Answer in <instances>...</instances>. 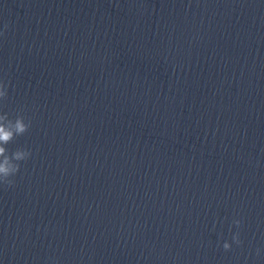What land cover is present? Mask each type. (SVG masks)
<instances>
[{
	"label": "water",
	"instance_id": "water-1",
	"mask_svg": "<svg viewBox=\"0 0 264 264\" xmlns=\"http://www.w3.org/2000/svg\"><path fill=\"white\" fill-rule=\"evenodd\" d=\"M0 33V264H264V0H0Z\"/></svg>",
	"mask_w": 264,
	"mask_h": 264
},
{
	"label": "clouds",
	"instance_id": "clouds-1",
	"mask_svg": "<svg viewBox=\"0 0 264 264\" xmlns=\"http://www.w3.org/2000/svg\"><path fill=\"white\" fill-rule=\"evenodd\" d=\"M0 35H3V33H0ZM7 98V85L0 81V103L6 101ZM30 127L31 121L25 122V117L21 114H17L14 119H10L7 113H0V186L13 187L15 184L13 178L20 171V162L27 161L31 157L32 152L30 149L18 148L10 153L6 148V145L13 142L16 137L28 132ZM241 223L239 219L233 220V224L237 228L241 226ZM232 241L237 245L242 244L238 231L232 235ZM222 246L225 251L231 249L229 242H224ZM257 254H259V249H257Z\"/></svg>",
	"mask_w": 264,
	"mask_h": 264
}]
</instances>
